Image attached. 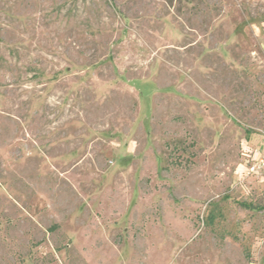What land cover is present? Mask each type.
Masks as SVG:
<instances>
[{
  "label": "rangeland",
  "instance_id": "1",
  "mask_svg": "<svg viewBox=\"0 0 264 264\" xmlns=\"http://www.w3.org/2000/svg\"><path fill=\"white\" fill-rule=\"evenodd\" d=\"M264 0H0V264H264Z\"/></svg>",
  "mask_w": 264,
  "mask_h": 264
},
{
  "label": "built area",
  "instance_id": "2",
  "mask_svg": "<svg viewBox=\"0 0 264 264\" xmlns=\"http://www.w3.org/2000/svg\"><path fill=\"white\" fill-rule=\"evenodd\" d=\"M262 146L256 155H251L252 160L248 164L247 173L264 183V129L260 131Z\"/></svg>",
  "mask_w": 264,
  "mask_h": 264
}]
</instances>
